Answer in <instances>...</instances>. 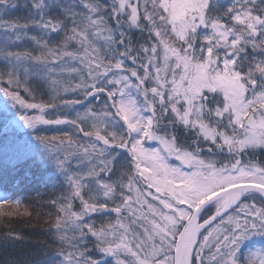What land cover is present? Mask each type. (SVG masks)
Wrapping results in <instances>:
<instances>
[{
	"label": "snow or ice",
	"instance_id": "1",
	"mask_svg": "<svg viewBox=\"0 0 264 264\" xmlns=\"http://www.w3.org/2000/svg\"><path fill=\"white\" fill-rule=\"evenodd\" d=\"M0 163L4 264H264V0H0Z\"/></svg>",
	"mask_w": 264,
	"mask_h": 264
},
{
	"label": "trees",
	"instance_id": "2",
	"mask_svg": "<svg viewBox=\"0 0 264 264\" xmlns=\"http://www.w3.org/2000/svg\"><path fill=\"white\" fill-rule=\"evenodd\" d=\"M2 163H0V173H2ZM7 187L9 190L12 188L11 177L8 185H4L0 182V190H3ZM41 192H44V189H41ZM33 196L36 195L35 192L32 193ZM8 229H14L16 232L23 235L24 240L19 242V247H6L2 243H0V264H4L6 260L15 258L17 256H25L29 254L34 245L37 242L43 241L46 239L45 230L43 226L33 221L32 224L24 223L20 218L13 217L11 218L10 224H5L4 222H0V236L3 235L4 231Z\"/></svg>",
	"mask_w": 264,
	"mask_h": 264
}]
</instances>
